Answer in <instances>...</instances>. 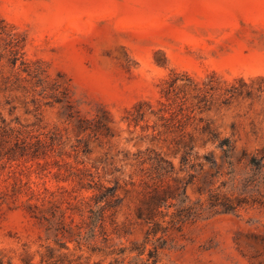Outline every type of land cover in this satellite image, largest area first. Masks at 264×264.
I'll return each mask as SVG.
<instances>
[{"label":"rangeland","instance_id":"1","mask_svg":"<svg viewBox=\"0 0 264 264\" xmlns=\"http://www.w3.org/2000/svg\"><path fill=\"white\" fill-rule=\"evenodd\" d=\"M15 43L19 61L13 67ZM173 70L186 76L179 84L192 86L194 79L205 88L198 98L192 87L181 92L186 111L172 107L180 124L164 127L149 113L139 125L129 124L138 103L149 102L156 111L163 107L159 102L167 103L161 90ZM0 112L7 122L57 137L41 161L50 171L45 178L35 163L27 164L31 170L9 164L0 173V193L7 194L0 206V250L14 264L24 245L31 253L54 245L28 197L16 195L20 183L71 189L75 183L54 177L69 171L85 170L107 186L118 183L122 203L107 229L118 247L141 246L148 225L135 215L143 202L136 155L148 149L169 159L178 178L195 174L187 188L192 202L205 200L209 188L236 197L243 187L264 200V0H0ZM84 120L88 130L80 132ZM207 124L231 141V155L208 141ZM182 134L195 146L187 172L179 171ZM78 223L76 215L73 229L59 235L76 254L73 264H110L112 259L87 253L77 258ZM149 240L143 261L158 244ZM158 258L157 264H264V207L170 230ZM39 259L36 253L33 264ZM135 259L137 252L128 254L123 264Z\"/></svg>","mask_w":264,"mask_h":264},{"label":"trees","instance_id":"2","mask_svg":"<svg viewBox=\"0 0 264 264\" xmlns=\"http://www.w3.org/2000/svg\"><path fill=\"white\" fill-rule=\"evenodd\" d=\"M10 52L12 54L11 64L16 67L19 61L18 44L15 43ZM22 65L27 64L22 62ZM25 72H29V70L26 68ZM184 76L173 70L170 79L165 81L161 90L162 97L167 101V103L159 102L164 108L156 111L151 103L140 102L129 113L127 118L129 124L139 125L149 113L165 122L164 127H168V124L177 127L180 120H176L178 114L176 115V112L172 111V107H178L179 113L186 111L185 100L181 96V92L192 87L195 97L198 98L205 91V88L203 89L200 83L194 79L191 80L192 86L179 84ZM167 106L171 108L169 109ZM12 111L13 109L10 110V112ZM106 113L109 115L108 112ZM167 113L170 115L167 116ZM86 124L87 121L84 120L78 127L80 132L88 130ZM97 125L99 129H104L110 134V129L104 122L98 120ZM203 132L208 136V141L217 144V147L223 150L227 156L233 153L234 146L231 141L229 139L221 140L209 124L204 127ZM184 137L182 134L179 142V145H182L181 147L184 149L181 160L182 168L179 171L187 172L188 165L194 156L195 146L192 141L186 142ZM56 140L55 135L40 133L38 130L17 122H7L0 112V173L4 172L9 164H24L27 170H31L32 166L27 167V164L35 163L39 168V177L45 178L50 171L48 166L41 161H46L49 158ZM146 152L136 155L143 202L135 215L138 220L148 225L146 240L139 247L137 244H132L130 248L118 247L112 233L107 229L108 222L114 223L115 212L122 203V199L118 195L117 182L113 186H107L93 175L87 174L85 170H78L76 172L69 171L67 175L54 174L58 182L72 181L75 183L71 189L58 185L53 190L47 187L44 181L42 189H34L29 182L20 183L21 186L16 195L23 194L28 197L29 208L36 209L33 216L46 223V239H52L54 242V245L42 244L40 250H37L40 264H73L71 256L75 253L59 239V235L64 237L67 232L73 229L71 225L75 222L76 215L79 216V223L76 225L77 245L74 251L81 253L77 255L78 259L87 253L89 254L88 258L96 255L104 259H112L110 264H123L128 254L137 252L135 264L138 262L157 264L159 262L158 252L164 248V236L170 230H178L185 224L195 222L205 216L236 214L246 206L264 207V200L249 195L247 187H243L240 195L236 197L233 194L222 192L219 188H209L205 200L192 202L187 195V188L194 183L195 174H189L186 181L180 179L178 171L169 159L151 149ZM195 157L197 158V154ZM204 158L210 161L209 156H204ZM256 160L257 158L253 156L250 165H254ZM261 160L264 161V151ZM209 163L214 164L212 161ZM58 167L62 168L61 165ZM84 192H91V195L85 196ZM6 196L5 191L0 193V199L3 200L0 206L5 202ZM32 201L34 203H31ZM113 231L119 232L117 229ZM151 237L156 239L158 244L154 245L153 249L147 250V259L143 261L141 257L146 253V245ZM36 253H31L24 245L19 264H33ZM0 264H14V257L0 250Z\"/></svg>","mask_w":264,"mask_h":264}]
</instances>
